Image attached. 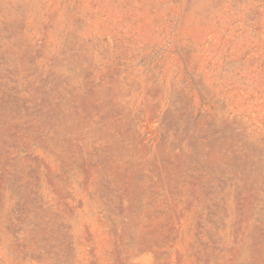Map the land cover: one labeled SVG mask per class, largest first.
Wrapping results in <instances>:
<instances>
[{"label": "rangeland", "instance_id": "rangeland-1", "mask_svg": "<svg viewBox=\"0 0 264 264\" xmlns=\"http://www.w3.org/2000/svg\"><path fill=\"white\" fill-rule=\"evenodd\" d=\"M0 264H264V0H0Z\"/></svg>", "mask_w": 264, "mask_h": 264}]
</instances>
